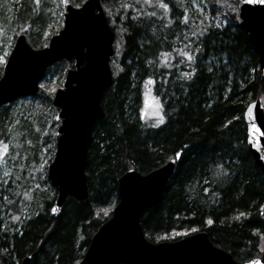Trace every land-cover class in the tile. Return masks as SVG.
<instances>
[{"label":"trees","instance_id":"obj_1","mask_svg":"<svg viewBox=\"0 0 264 264\" xmlns=\"http://www.w3.org/2000/svg\"><path fill=\"white\" fill-rule=\"evenodd\" d=\"M67 1L80 6L85 0H40L38 5L21 0L10 4L9 21V2L0 0V29L15 26L14 37L25 33L32 47H44L61 28L55 22L56 5L62 10ZM101 1L116 33L114 81L105 92V116L94 125L88 151V197H68L54 217L56 190L47 174L37 179L33 173L47 119L56 123L53 93L72 66L62 60L48 68L36 96L0 107V141L9 144L16 125L19 156L26 154L22 164L17 162L16 183L0 184V264H19L28 255L30 264H77L119 201L120 176L129 169L145 174L178 154L160 202L141 218L146 237L170 241L205 231L237 261L262 256L264 174L249 152L245 120L234 119L244 116L251 101L261 98L264 104L258 53L240 26L243 0H207L208 20L191 0H163L167 10L159 0ZM184 52L193 59L188 61ZM193 68L190 78L182 75ZM19 103L43 108L31 121L20 113L25 108H14ZM152 103L162 105V123L140 112L147 113ZM54 151L55 146L51 158Z\"/></svg>","mask_w":264,"mask_h":264},{"label":"water","instance_id":"obj_2","mask_svg":"<svg viewBox=\"0 0 264 264\" xmlns=\"http://www.w3.org/2000/svg\"><path fill=\"white\" fill-rule=\"evenodd\" d=\"M240 26L255 47L264 78V0H243L239 6ZM116 33L110 26L101 0H85L80 6L65 2L62 28L46 46L34 48L25 33L16 36L0 76V107L22 97L38 94L40 83L50 66L72 61L63 83L55 90L52 104L60 121L56 149L47 169L49 185L56 190L51 214L57 217L68 197L84 200L89 190L86 179L88 151L94 125L105 116L102 101L113 84L111 59L115 53ZM264 114L261 98L245 108V124L250 127L246 110ZM253 135L247 133V146L264 174V125ZM179 158L145 174L125 171L118 180L119 201L111 216L93 235L77 264H264L260 257L237 261L215 245L207 232L198 231L170 241L152 242L141 224L146 210L158 205ZM55 209V211H53ZM31 255L19 264H30Z\"/></svg>","mask_w":264,"mask_h":264},{"label":"rangeland","instance_id":"obj_3","mask_svg":"<svg viewBox=\"0 0 264 264\" xmlns=\"http://www.w3.org/2000/svg\"><path fill=\"white\" fill-rule=\"evenodd\" d=\"M20 1L21 0H8L9 5H7V9L5 11V14L8 16L9 21L13 20V16H11V8H12V3H18L20 5ZM192 3V7L193 9L199 11L202 15H204V17L208 20L210 19V9H209V4L207 3V0H191ZM64 7L62 10H60L59 6L56 5V13H57V17H56V21L55 22H59L61 23V27L63 26V19H64ZM62 17V19H61ZM55 22L50 23V26H53ZM14 28L13 29H4L3 25L2 28L0 29V69H2L11 49L14 43ZM58 32V31H57ZM49 34V31H46V36ZM50 38V37H49ZM49 40V39H48ZM47 40V42H48ZM46 42V44H47ZM45 44V45H46ZM68 69V68H67ZM1 74H2V70H1ZM65 76V74H64ZM58 75L55 74L54 76L51 77V80L53 83H55V81L57 80ZM46 78L43 79V81L40 83V87L44 84ZM64 80V78H63ZM62 80V82H63ZM30 98V97H28ZM20 100V99H18ZM155 103H152V105L149 106V111H154V110H158L160 111V108H156ZM39 110H41L43 108V105H41V103H37L36 106ZM14 108H16V110H20L21 108H25V112H20L21 114H23L24 117L28 118V120H35L38 111L39 110H31L30 108H28L26 105L19 103L18 105H15ZM57 113V111H56ZM56 113L53 115V118L55 119L56 123L51 124V122L49 121V119H47V123H46V128L44 133L42 134V141H43V146H42V155L40 156V162L38 163L37 166L34 167L33 169V173H34V178H43L45 177V175L47 174V169H48V165L50 164V162L52 161V153L50 152L51 148H53L54 146L56 147V139H57V135H56V131L57 128L59 126L60 121L56 120L55 115ZM155 119L158 117L152 116ZM35 129L38 131L40 128L36 125ZM11 141L9 142V152L7 154V156L5 158H0V184H3L4 186L9 185L10 183L15 184L16 183V178L14 176H17V171H16V167H17V162H20L21 164L24 162L25 159V155L21 158L19 156V147L21 148L22 145L19 141V137H20V133L18 131V128L15 126L12 127L11 132ZM8 144V143H7ZM55 152V151H54ZM54 155V153H53ZM14 187L11 186V190H13Z\"/></svg>","mask_w":264,"mask_h":264},{"label":"snow or ice","instance_id":"obj_4","mask_svg":"<svg viewBox=\"0 0 264 264\" xmlns=\"http://www.w3.org/2000/svg\"><path fill=\"white\" fill-rule=\"evenodd\" d=\"M34 2L38 5L40 0H34ZM159 6L165 10H167L169 7V5L167 3H164L163 0H159ZM186 19H187V17H185V20ZM205 32H207V29L205 30ZM201 35H204V33H201ZM196 50L197 51L200 50L199 45L196 46ZM183 55L186 57V59L188 61H191L193 59V54L190 52H184ZM195 71H196V69L193 68V69H191V71L184 72L182 75L185 78H190ZM149 79L151 80V78H149ZM41 87H43V85ZM156 99L159 100L158 97ZM160 107H162V105L157 103L156 108H160ZM140 112L142 114H146L147 116L158 117L157 123H162L164 121V115L162 114L161 111L154 110V111H148L147 113H145V110L142 108V109H140ZM246 116H247V119L251 121L250 127H248L246 125L247 130L252 132L253 135H255V133H257V132H260L261 129H260V127H258L257 121L259 122L260 125H264V114L255 113L253 111L252 105H249L247 107V110H246ZM234 119L239 121V120L244 119V116L243 115L237 116ZM261 134L264 135V133H261ZM9 149H10L9 144L0 141V158H5L9 152ZM205 191H207V189H205ZM53 211H55V209H53ZM12 219H19V217L14 216V217H12ZM250 264H259V262H250Z\"/></svg>","mask_w":264,"mask_h":264}]
</instances>
